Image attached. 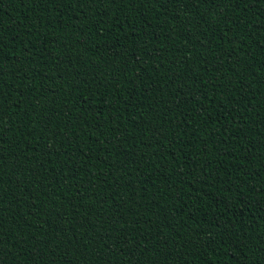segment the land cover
<instances>
[{
    "label": "trees",
    "instance_id": "obj_1",
    "mask_svg": "<svg viewBox=\"0 0 264 264\" xmlns=\"http://www.w3.org/2000/svg\"><path fill=\"white\" fill-rule=\"evenodd\" d=\"M226 2L0 0V264H264V0Z\"/></svg>",
    "mask_w": 264,
    "mask_h": 264
},
{
    "label": "snow or ice",
    "instance_id": "obj_2",
    "mask_svg": "<svg viewBox=\"0 0 264 264\" xmlns=\"http://www.w3.org/2000/svg\"><path fill=\"white\" fill-rule=\"evenodd\" d=\"M99 2L102 4L103 0H99ZM110 2H115V0H110ZM182 2L185 3V5H187V0H182ZM193 2H194V0H193ZM218 2H219V0H200V3H207L209 5L214 4V3H218ZM239 2H242V0H238V3ZM230 3H231V0H227V2L225 3V7H227L228 4H230ZM201 19H203V17H201ZM188 23H191V21H188ZM192 27H196V25L193 24ZM2 46H3L2 43H0V47H2ZM0 75H2V72H0ZM0 95H3V94L0 93ZM2 104H3V100L0 99V106H2ZM0 119H3V117L0 116ZM88 251L91 252V249H89ZM261 251L264 252V249H261Z\"/></svg>",
    "mask_w": 264,
    "mask_h": 264
}]
</instances>
